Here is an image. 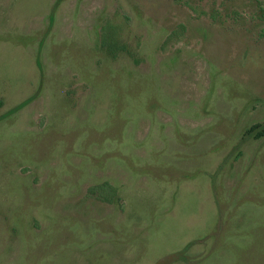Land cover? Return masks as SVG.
Here are the masks:
<instances>
[{
  "label": "rangeland",
  "instance_id": "1",
  "mask_svg": "<svg viewBox=\"0 0 264 264\" xmlns=\"http://www.w3.org/2000/svg\"><path fill=\"white\" fill-rule=\"evenodd\" d=\"M255 124L264 0H0V264H264Z\"/></svg>",
  "mask_w": 264,
  "mask_h": 264
},
{
  "label": "trees",
  "instance_id": "2",
  "mask_svg": "<svg viewBox=\"0 0 264 264\" xmlns=\"http://www.w3.org/2000/svg\"><path fill=\"white\" fill-rule=\"evenodd\" d=\"M103 46L106 45L105 42L102 41L101 43ZM107 47V45H106ZM108 49L109 48H105ZM110 51V50H109ZM245 136L247 138L250 137H261L264 136V125L263 124H255L253 126H251L248 130H246ZM104 190L105 193L103 195V193H99L98 195H100L99 197H101L100 199L105 201V202H111V197L108 198L107 195L111 196L114 192V189L108 185V184H102V185H97V186H93L88 190V194L93 195V194H97V192ZM106 194V195H105ZM190 244L186 245L182 251H185L187 248H189ZM175 255H178V253H176Z\"/></svg>",
  "mask_w": 264,
  "mask_h": 264
}]
</instances>
